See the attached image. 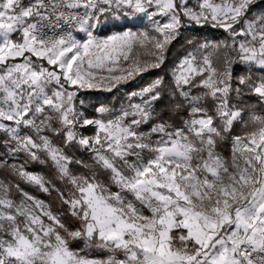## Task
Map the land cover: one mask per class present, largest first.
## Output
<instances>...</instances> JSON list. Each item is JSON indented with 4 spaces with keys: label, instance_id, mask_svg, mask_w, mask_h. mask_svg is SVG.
<instances>
[{
    "label": "snow or ice",
    "instance_id": "6c2138e0",
    "mask_svg": "<svg viewBox=\"0 0 264 264\" xmlns=\"http://www.w3.org/2000/svg\"><path fill=\"white\" fill-rule=\"evenodd\" d=\"M0 133L70 186L9 166L66 215L0 180V264H264V0H0Z\"/></svg>",
    "mask_w": 264,
    "mask_h": 264
},
{
    "label": "trees",
    "instance_id": "16d2710c",
    "mask_svg": "<svg viewBox=\"0 0 264 264\" xmlns=\"http://www.w3.org/2000/svg\"><path fill=\"white\" fill-rule=\"evenodd\" d=\"M198 35H192L191 33H186V36L189 39H198L200 41H205L210 38H212L214 41L218 42L222 38H227V33L223 31V29H211L210 27H204L202 29H199ZM186 41L181 40L179 43H175L174 47L172 48L171 55L169 57V60L167 62V67L164 71L156 70L153 72L150 76L145 75L147 78H154L156 75H166V73L170 74V68L173 64V62L177 59V57L183 53L184 48L186 47ZM223 59V54H220V59H216L215 63L216 66L219 68L223 67V64L221 63V60ZM233 72L234 75H243L245 74V67L241 64H234L233 66ZM169 78V76L166 75V79ZM108 97L111 98L110 94L102 95L100 98ZM252 101H255V97H252ZM103 102V99H102ZM84 135H93L94 129L91 127H88L86 129L82 130ZM246 129L242 125H236L234 128V131L231 135H242L244 134ZM52 139L57 143L62 145V141L59 137L52 136ZM230 138H225L223 141H218V149L222 155L227 159L231 160L232 155V146L229 142ZM68 152V155L72 156L74 160H84L86 163H91V154L87 151H84L82 149H76V150H66ZM16 162L20 164H25V167L27 171L34 172L39 175H42L45 177V179L52 181L55 183L56 187L59 188L61 191L65 192L67 195L68 189L70 186L66 185L65 182H62L57 179L55 174V169L52 167L51 162L41 164L38 162H33L28 160V158L24 154H19L17 159H14L13 157H10L8 154L7 148L3 146V137L0 138V180H3L5 183H10L13 185L12 187V197H14L17 200L21 199L20 194L16 191L15 185L19 184L20 188L28 192L30 195L41 199L48 204L54 213H60L62 216L66 215V206L62 205L59 199V196L55 191L51 192L50 194L42 192L38 187L30 185L26 183L23 180H20L18 177L14 176L10 170L11 164H16ZM72 168V171L76 175H80L87 171V169L83 168L81 165L73 164L70 166ZM66 223L69 224V226H74L75 221L71 218L66 219ZM74 247H78V245H73Z\"/></svg>",
    "mask_w": 264,
    "mask_h": 264
},
{
    "label": "rangeland",
    "instance_id": "374dc122",
    "mask_svg": "<svg viewBox=\"0 0 264 264\" xmlns=\"http://www.w3.org/2000/svg\"><path fill=\"white\" fill-rule=\"evenodd\" d=\"M146 24H147V22L145 21L144 23H141V24H139V25H137V27H139V28H143V27H145L146 26ZM129 26H131V25H129ZM211 28V27H210ZM211 29H213V28H211ZM117 30H120V29H109V30H107V31H102L101 33H100V35H107V34H111V31H117ZM135 30V29H134ZM186 35V34H185ZM83 37V34L81 35V37L80 38H82ZM223 39H225V38H222L221 40H223ZM207 41H209V42H216V41H214L212 38H210V39H208ZM141 52H143V50H140ZM233 56H234V54H233ZM241 65H243V64H241ZM245 68H247V66L246 65H243ZM155 78V77H154ZM150 79H152V78H147V77H138L135 81H132V82H130L129 84H127V85H122V86H120L121 87V89H122V91H121V93L119 94V95H123V93L124 92H131V91H135V90H138L139 89V87L140 86H142V85H144V84H146ZM107 94H110V93H105V92H92V93H90V95H92V96H97V97H101L102 95H107ZM111 95V98L109 99V101L113 98V96H114V94H110ZM127 101L125 100V103H126ZM133 102H138V100H134ZM90 111V113H91V109L89 110ZM94 134V133H93ZM51 135V134H50ZM243 135V134H242ZM4 136V134L3 133H0V138L1 137H3ZM234 136V135H233ZM229 142H230V144H231V140L229 139ZM231 146H232V144H231ZM8 151V150H7ZM219 151V150H218ZM220 152V151H219ZM8 154L10 155V157H13L14 159H17L18 158V155L19 154H23V153H19V154H16V155H13V154H11L10 152H8ZM220 154L222 155V153L220 152ZM223 156V155H222ZM224 157V156H223ZM225 158V157H224ZM226 159V158H225ZM16 164L17 165H19L20 163H18V162H16ZM34 173V172H33ZM37 174V173H36ZM31 185V184H30ZM34 186V185H33ZM13 199H15L14 197H13ZM38 199V198H37ZM17 202H19L20 200H17V199H15ZM39 200H41V199H39ZM46 203V202H45Z\"/></svg>",
    "mask_w": 264,
    "mask_h": 264
},
{
    "label": "built area",
    "instance_id": "2783aa9c",
    "mask_svg": "<svg viewBox=\"0 0 264 264\" xmlns=\"http://www.w3.org/2000/svg\"><path fill=\"white\" fill-rule=\"evenodd\" d=\"M78 35V38H80L81 37V35H82V33H80V34H77Z\"/></svg>",
    "mask_w": 264,
    "mask_h": 264
}]
</instances>
